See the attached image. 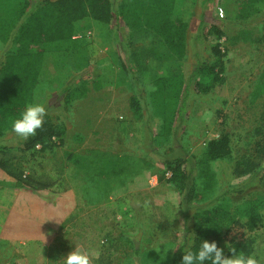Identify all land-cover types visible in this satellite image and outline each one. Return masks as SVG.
<instances>
[{
    "label": "rangeland",
    "instance_id": "1",
    "mask_svg": "<svg viewBox=\"0 0 264 264\" xmlns=\"http://www.w3.org/2000/svg\"><path fill=\"white\" fill-rule=\"evenodd\" d=\"M200 1L188 15V52L183 61L170 53L152 28L154 21L149 15L138 17L129 9L119 21L120 31L116 34L111 26H95L76 37L79 48L64 51L55 45L50 47L49 60L64 69L66 78L87 79L92 86L96 70L103 68L110 81L70 102L63 145L50 149L38 145L22 151L15 133L0 139L9 147L0 150V159H9L25 174L48 184L37 191L0 188V264H60V258L78 245L90 251L92 264H171L173 253L185 242L181 195L168 180L170 170L161 162V155L170 150L172 143L162 146L155 143V138L152 141L153 133L147 130L150 127L152 132L158 131L160 119L138 117L130 102L139 90L148 96L159 77L186 72L192 66L191 54L200 48L196 44L192 47L191 40L205 10ZM206 9V24L211 17L221 16L218 0ZM218 23L225 31L220 42L226 54V81L217 98L192 102L187 120L178 131L179 142L170 153L175 157L185 153L199 157L211 138L230 134L232 156L212 162L217 177V189L211 196L214 198L194 204L190 212L197 205L210 208L226 204L220 221L210 223L222 233L227 221L237 216L239 207L260 200L263 222L251 236L256 252L262 254L264 181L250 182L249 175L235 172V164L254 155L258 141L255 128L260 124L264 97L252 102L250 94L264 69V16L244 25L221 19ZM240 30L252 31L257 40L232 42ZM214 60L208 54L207 61ZM49 102L54 103V99ZM91 150L145 158L153 166L124 183L113 182L108 197H101L85 173L65 157L66 151L87 154ZM0 174V179L14 182L1 168ZM234 186H245L246 190L218 198ZM169 247L175 249L167 251Z\"/></svg>",
    "mask_w": 264,
    "mask_h": 264
},
{
    "label": "trees",
    "instance_id": "2",
    "mask_svg": "<svg viewBox=\"0 0 264 264\" xmlns=\"http://www.w3.org/2000/svg\"><path fill=\"white\" fill-rule=\"evenodd\" d=\"M198 0H0V139L11 131V121L25 108L27 103L40 102L47 109L43 126L35 136L20 140L22 151L37 148L50 149L65 143L67 132V113L71 101L84 98L91 89H101L103 82L110 76L103 68L96 70V77L71 80L64 75V69L50 61V47L70 51L79 48L77 34L95 26H111L113 33L120 31V23L125 12L133 11L138 17L149 15L154 21L152 28L162 39L170 53L183 61L188 52L187 29L188 15ZM216 0H201L204 11L191 46L199 50L191 54L192 66L185 72H177L159 77L156 87L148 96L142 90L131 98L130 106L140 118L156 117L160 119L158 131L152 134V141L158 145L172 143L161 155V162L170 170L168 179L179 190L184 206L185 243L172 255L171 264H180L183 248L187 250V241H194L192 247H198L202 239L215 240L223 247L226 255L237 252L255 253L262 263L264 252L257 253L255 239L251 236L263 222L262 202L251 200L236 210V217L227 221L222 233L210 223L219 222L227 207L217 203L210 208L198 205L191 213L194 204L212 200L217 189L216 172L212 162L228 159L233 154L231 136L228 132L217 138H211L201 156L177 155L173 152L178 131L187 120L190 106L197 99H215L226 81L225 51L221 39L225 31L218 23L221 19L235 25L248 24L264 16V7L258 5L264 0H218L223 15L211 17L207 5ZM217 17V18H216ZM253 32L240 30L233 36L232 42L239 40H257ZM213 41V43L211 42ZM211 42V44H209ZM193 50V49H192ZM193 52V51H192ZM215 60L207 61L208 54ZM125 66V65H122ZM124 69V68H123ZM264 97V69L258 75L250 100L256 102ZM53 98L54 103L49 102ZM147 124V123H146ZM258 138L255 154L244 157L235 164V172L249 175L251 181H264V104L260 124L255 128ZM149 136V135H148ZM1 143V142H0ZM172 148V149H171ZM9 149L0 144V150ZM65 157L78 171L84 172L91 187L99 196L108 197L112 183H124L129 177L150 169L151 161L133 155H113L107 152L91 150L87 154L66 151ZM0 168L14 182L0 180V188H28L33 191L46 189L48 184L34 179L15 166L9 159H0ZM245 186H234L224 190L220 196L241 194ZM16 264V263H11Z\"/></svg>",
    "mask_w": 264,
    "mask_h": 264
},
{
    "label": "clouds",
    "instance_id": "3",
    "mask_svg": "<svg viewBox=\"0 0 264 264\" xmlns=\"http://www.w3.org/2000/svg\"><path fill=\"white\" fill-rule=\"evenodd\" d=\"M264 7V3L258 5ZM223 15V13H221ZM47 109L40 102L27 103L20 114L11 121V131L20 140H27L35 136L45 120ZM185 243L184 241L181 242ZM194 241H187V250L183 248L180 264H261L255 253L237 252L235 248H228L232 253L226 255L224 248L218 246L217 241L202 239L198 247L193 248ZM175 249V247H169ZM93 257L89 250L76 246L67 255L60 258V264H92Z\"/></svg>",
    "mask_w": 264,
    "mask_h": 264
},
{
    "label": "crops",
    "instance_id": "4",
    "mask_svg": "<svg viewBox=\"0 0 264 264\" xmlns=\"http://www.w3.org/2000/svg\"><path fill=\"white\" fill-rule=\"evenodd\" d=\"M2 170V169H1ZM2 172H4V173H6L5 171H3L2 170ZM7 174V173H6ZM0 175H3V174H0ZM8 175V174H7ZM9 176V175H8ZM0 180H2V179H0ZM6 188V190L8 191V190H10L9 188H14V189H26V188H15V187H5ZM1 189H4V188H1Z\"/></svg>",
    "mask_w": 264,
    "mask_h": 264
},
{
    "label": "built area",
    "instance_id": "5",
    "mask_svg": "<svg viewBox=\"0 0 264 264\" xmlns=\"http://www.w3.org/2000/svg\"><path fill=\"white\" fill-rule=\"evenodd\" d=\"M220 11H221V13H223V10L222 9H220ZM78 35L79 34H77L76 36H74V38L78 37ZM168 176H171V172L170 171L168 172Z\"/></svg>",
    "mask_w": 264,
    "mask_h": 264
}]
</instances>
